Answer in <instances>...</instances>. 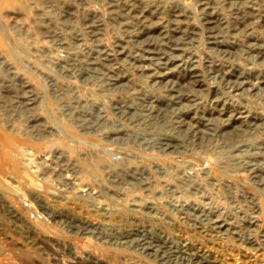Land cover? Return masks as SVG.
Instances as JSON below:
<instances>
[{
    "label": "rangeland",
    "instance_id": "374dc122",
    "mask_svg": "<svg viewBox=\"0 0 264 264\" xmlns=\"http://www.w3.org/2000/svg\"><path fill=\"white\" fill-rule=\"evenodd\" d=\"M0 264H264V0H0Z\"/></svg>",
    "mask_w": 264,
    "mask_h": 264
}]
</instances>
